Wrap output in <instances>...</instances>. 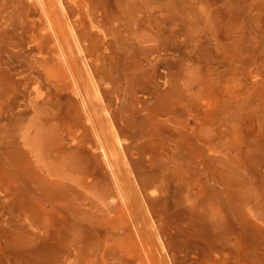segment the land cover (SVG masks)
I'll list each match as a JSON object with an SVG mask.
<instances>
[{"label": "rangeland", "instance_id": "1", "mask_svg": "<svg viewBox=\"0 0 264 264\" xmlns=\"http://www.w3.org/2000/svg\"><path fill=\"white\" fill-rule=\"evenodd\" d=\"M0 264H264V0H0Z\"/></svg>", "mask_w": 264, "mask_h": 264}, {"label": "bare ground", "instance_id": "2", "mask_svg": "<svg viewBox=\"0 0 264 264\" xmlns=\"http://www.w3.org/2000/svg\"><path fill=\"white\" fill-rule=\"evenodd\" d=\"M53 32H55V31H53ZM55 37L57 38V40L59 39V41H60V37H59V35H58L57 33H55ZM103 155H104V157H105V159H106L105 153H104ZM69 166H71V165H69ZM69 170H70L71 172H74V169H72L71 167H69ZM70 171H69V172H70Z\"/></svg>", "mask_w": 264, "mask_h": 264}]
</instances>
